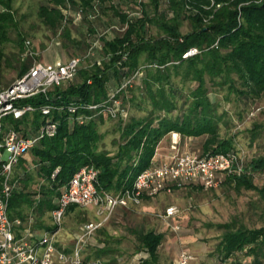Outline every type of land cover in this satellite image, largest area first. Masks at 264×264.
Wrapping results in <instances>:
<instances>
[{"label": "trees", "instance_id": "trees-1", "mask_svg": "<svg viewBox=\"0 0 264 264\" xmlns=\"http://www.w3.org/2000/svg\"><path fill=\"white\" fill-rule=\"evenodd\" d=\"M106 1L43 0L38 14L52 30L63 27L62 34L68 41L81 47L82 41L71 37L64 22L73 20L81 10L83 18L90 23V32H96L98 28L89 16L105 11ZM150 2L154 13L149 12L147 3L138 1L136 10L141 9V13L132 16L130 11L110 4L121 24L128 22V26L124 31H115L111 38L101 37V61L89 62L84 58L77 75L52 89L48 98L40 94L23 100L27 103L50 101L57 105L72 102L102 105L97 109H80L89 115L84 123H79L67 109L53 111V118L59 121L57 133L39 140L31 150L33 157H22L18 164L23 172V185L20 188L15 185L9 200L12 219H28L25 204L40 214L51 212L57 206L55 198L73 173L87 163L99 171V189L116 191L131 185L136 174L154 161L158 144L171 132H178L181 137L205 135L201 152L236 150L234 138L219 133L222 115L218 114V103L210 97L207 78L214 85L229 83L247 98V103L264 98V0H168L166 8L160 6V0ZM0 5L5 8L0 10V40H3L13 20L9 9L12 0H0ZM183 17L191 22L187 32L180 29ZM150 25H156L162 33L151 35ZM82 43L88 51L92 40L87 38ZM192 47L198 48V52L184 56ZM31 63L21 64L17 75L22 76ZM186 82H193L189 91L184 89ZM123 83L127 84L121 88ZM117 88L120 90L115 96L127 113L119 110L112 116L105 111L104 104L112 103L110 95ZM128 101L145 114L131 113ZM105 118L119 121L121 137L125 140L114 154L99 149L102 138L99 125ZM44 119L37 110L21 119H12V124L27 134L35 132ZM246 166L244 173L226 176L219 185L234 182L236 186L256 188L252 174L264 171V154L255 155ZM34 176L38 180L32 181L29 187ZM36 194L40 195L37 202ZM76 207L79 206L70 205L66 212ZM222 226L223 238L216 247L221 261L233 258L230 264H264V225L247 227L225 223ZM139 239L140 249L149 253L139 264H160L158 247L163 233L149 230L139 234ZM56 244L65 252L71 250L58 241ZM107 250L102 247L97 254L102 256ZM239 252L250 261L239 259Z\"/></svg>", "mask_w": 264, "mask_h": 264}, {"label": "rangeland", "instance_id": "rangeland-1", "mask_svg": "<svg viewBox=\"0 0 264 264\" xmlns=\"http://www.w3.org/2000/svg\"><path fill=\"white\" fill-rule=\"evenodd\" d=\"M138 1L107 0L108 7L105 11H100L96 16H89L93 26L98 28L96 32H90V23L83 18L82 13L79 17L76 13L73 20H67L63 25L70 29L71 37L82 42L87 38L92 40L98 37L105 30V36L111 38L115 31L108 29L109 26L120 25L122 22L110 4L135 12ZM41 2L43 0H12V7L9 9L12 11L13 20L10 21L4 38L1 37L3 40H0V88L19 77L17 72L20 65L25 62L32 61L33 64L52 62L69 58L70 52L81 56L87 52L84 43L81 42V47H77L68 41L62 34L63 27L54 31L47 26L38 14ZM141 2L147 3L149 12L154 13L150 0ZM167 5L168 0H160L162 8H166ZM1 6L0 10H5ZM69 16L71 17V14ZM180 29L183 32L191 29L189 18L181 19ZM149 33L158 36L162 31L156 25H150ZM100 56L101 50L98 49L94 55L85 59L90 62ZM207 84L211 99L218 103V114L222 115L219 121L220 135L233 137L235 149L246 161H250L255 155H263L264 98L255 103H247V98L233 90L229 83L214 85L207 78ZM236 85L242 88L240 83L236 82ZM192 86L193 82H186L184 89L189 91ZM127 106L131 113L145 114L131 101H128ZM12 119L11 115H8L4 121L8 124L12 123ZM118 122L116 118H105L101 121L99 131L102 138L99 149L109 151L111 154L118 151L120 143L125 141L121 137ZM204 138L205 135L182 137L181 149L201 151ZM173 139H176L175 134L171 132L158 144L157 149L163 151L160 154L161 158H164L163 154H168L169 147L174 149ZM23 157L32 158V152ZM18 170L20 172L22 169ZM252 175L256 188L236 186L234 182H226L214 188L193 187L195 184L186 183L174 187L171 191H161L152 197L144 198L137 205L116 209L109 219L103 221L95 232L85 238L81 253L82 263L86 259L84 264H139L142 258L149 257L148 252L140 249L139 234L154 230L163 233V239L158 247L160 264H179L182 249L192 254L193 258L189 264H230L233 258L221 261L216 255V247L223 238L222 225L225 223L247 227L264 225V192H261V189H264V171L253 172ZM37 180V176L31 178L29 187L32 181ZM172 204L177 205L178 213L171 218L163 217L166 207ZM24 211L28 212L27 204L24 205ZM42 218L43 221L52 224V218L50 219L48 213ZM101 218L93 206L70 209L63 217L56 240L64 246L72 247L83 223L90 220L100 221ZM102 247L108 249V252L99 256L97 252ZM238 257L242 261H250L242 252L238 253ZM56 264L70 263L58 261Z\"/></svg>", "mask_w": 264, "mask_h": 264}, {"label": "built area", "instance_id": "built-area-1", "mask_svg": "<svg viewBox=\"0 0 264 264\" xmlns=\"http://www.w3.org/2000/svg\"><path fill=\"white\" fill-rule=\"evenodd\" d=\"M141 2V0H139ZM141 9L131 12L139 15ZM77 16L81 14L78 10ZM128 22L110 25L108 29L124 31ZM106 30L92 39V44L85 55H74L67 59L52 62H37L29 67L26 73L16 78L9 85L0 88V264H54L55 261L81 264V253L85 238L109 219L118 207L137 205L144 198L152 197L161 191H171L176 186L186 183H197L205 188L217 187L224 177L240 175L246 171V159L238 150L227 152H201L178 149L179 140L173 139L174 152L161 161H153L140 170L131 185L119 190L98 188L99 171L95 165L87 163L76 170L68 183L57 197V206L51 211L53 228L44 230L39 235L32 229V218L25 224L21 217L12 219L9 214V200L15 183L14 169L20 159L29 153L39 140L54 136L59 127V121L53 118L54 110L67 109L79 123H84L89 115L81 113L80 109H97L99 103H68L57 105L53 102L27 103V97L49 93L56 86L74 78L85 57L94 55L100 49V39ZM198 48H190L184 56L195 54ZM96 61L100 62L101 57ZM93 60V61H95ZM141 72L138 73L140 75ZM127 83H123L121 88ZM117 88L110 95L111 104H104L105 111L116 116L119 110L127 113L122 102L116 98ZM39 110L45 117L35 132L22 133L12 123H5L4 118L11 115L13 119H21L26 114ZM30 128V127H28ZM31 129V128H30ZM174 133V132H173ZM57 170L53 173V176ZM81 207L93 206L102 218L100 221L90 220L83 223L76 235V241L69 252L60 249L56 244L63 217L70 205ZM177 205L166 207L163 217L171 218L178 213ZM192 254L182 249L179 254V264H189Z\"/></svg>", "mask_w": 264, "mask_h": 264}, {"label": "crops", "instance_id": "crops-1", "mask_svg": "<svg viewBox=\"0 0 264 264\" xmlns=\"http://www.w3.org/2000/svg\"><path fill=\"white\" fill-rule=\"evenodd\" d=\"M174 134H175V138H176L175 140H179V143L177 145L178 146V149L180 151H186L184 149H181V145H180V140L182 139L181 135L178 132H174ZM170 142H171V140H170ZM161 152H163V151L162 150L159 151V149H157V152H156V154L154 156V160L155 161H161V160H163L166 156H168V154H172L174 152V150L169 147V149H167V153H168L167 155L166 154L164 155L162 153L163 156H164V158L163 157L162 158L160 157V156H162V155H160ZM18 169H21L20 166H17L14 169L13 181H14L15 185L18 188H20L23 185L22 184V181H21V180H23V172H22V170L19 172ZM57 197L55 198V201H57ZM34 198L36 199V202H37L40 199V195L39 194H36V195H34ZM118 208H124V207H118ZM28 213H29L28 219L29 218H32L33 219V222L31 223V226H32V229L34 230V232L37 233V235H39L44 230L49 229V226L51 225V223H47L46 221H43L44 219L42 218V216H44V215H46L48 213L49 216H50V219H51L52 218L51 212L48 211V212H45L43 214H40L39 211L33 210L31 208H28ZM28 219L23 220L25 224L28 223Z\"/></svg>", "mask_w": 264, "mask_h": 264}]
</instances>
